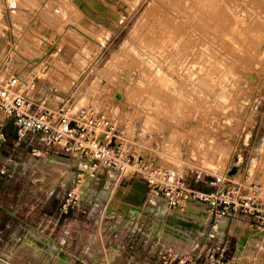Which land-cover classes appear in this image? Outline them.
<instances>
[{
  "label": "rangeland",
  "instance_id": "rangeland-1",
  "mask_svg": "<svg viewBox=\"0 0 264 264\" xmlns=\"http://www.w3.org/2000/svg\"><path fill=\"white\" fill-rule=\"evenodd\" d=\"M162 1H0V63H5L6 73L31 72L29 75L35 78V96H45L49 107L64 104L74 110L88 104L98 106L116 120L132 143L136 165L122 173L110 198L106 195L104 199H97L100 208L106 204L108 208H122L117 200L132 205L141 200L140 191L126 194L120 189L127 191V176L134 169L139 170L140 165L165 170L200 191L218 187L223 174L228 171L229 175L233 166L237 168L235 174L227 175L224 183L245 186L249 182L264 183V0ZM213 1L217 2V7L213 6ZM171 3L174 7L178 5L182 13L176 8L175 11ZM218 5L221 6L218 8ZM185 8L189 9L184 14ZM216 12L223 19L225 15V21ZM85 13L90 17L83 16ZM144 17L148 20L142 23ZM163 18L168 21L166 24L173 19L179 26L172 27L174 24L170 22L172 29L168 31ZM231 22L239 25L234 28ZM70 23L85 32L89 39L69 27ZM230 25L234 30L226 28ZM154 27L156 30L159 27L156 34ZM198 28L201 33L197 32ZM182 29L188 30L182 35ZM219 29H223V33ZM230 31L240 35L230 34ZM170 40L176 46L168 45ZM38 58L43 61L40 66L35 62ZM158 74L163 75L161 80ZM50 95L54 97L48 99ZM62 163L66 164L64 160ZM64 164L59 167L39 165L31 177L32 191L46 195L54 188L56 201L61 204L75 181V174L72 177L68 170L70 165ZM103 185L104 178L96 186L91 183L87 186L99 196ZM203 215V210L171 213L165 222L175 221L181 226L179 233L196 239L198 236L193 233L203 226ZM211 225L212 221L205 223L202 231H207ZM218 240H214L215 243ZM222 240H228L229 245L222 257H230L235 251L234 238L225 236ZM174 244L180 251L188 249L181 243ZM249 258L261 263L263 256L258 260Z\"/></svg>",
  "mask_w": 264,
  "mask_h": 264
},
{
  "label": "crops",
  "instance_id": "crops-1",
  "mask_svg": "<svg viewBox=\"0 0 264 264\" xmlns=\"http://www.w3.org/2000/svg\"><path fill=\"white\" fill-rule=\"evenodd\" d=\"M83 16L88 18L90 14L85 13ZM42 96L40 94L37 98ZM6 123V118L0 111V124L6 126L9 137L8 144L3 146L0 154V168L4 167L6 171L5 175L0 176V259L3 261L11 264H163L159 257L167 250L189 254L202 243L203 236L209 230L204 232L202 227L211 219L206 208L198 203L189 204L184 210L177 211L169 209L163 198L146 195L144 207L149 208L147 213L137 214L133 218L129 210L123 208L121 201L117 200L122 208H110L122 212L123 216L103 214L107 204L100 208L97 199H102L103 195L110 198L118 181V175L108 170L102 171L87 183L96 186L104 178L101 191L103 195L98 196L90 187L82 194V199L74 210L68 214H60V203L56 201L57 197L52 191L54 188L46 195L40 191H32L34 184L31 177L39 165L59 167L64 164L63 160L66 162L64 165H70L68 170L74 177L78 165L62 158L30 156V146L27 143L18 147L13 144L15 129ZM120 189L126 194L136 193L129 184L126 192L124 188ZM197 210H203L204 215L201 221L203 226L193 233L198 236L196 239L179 233L181 226L175 221L160 223V212H164L168 218L171 213ZM223 230L226 237L234 238V257L255 254L254 235L244 221L225 220L220 231ZM33 238L43 241L49 248L60 250L67 258L60 260L58 256L50 255L34 244ZM174 243H181L188 249L180 251ZM222 243L226 245L228 240ZM210 244L208 250L214 249L216 243ZM217 253V257H222L225 251L219 249ZM106 257H109V262ZM261 261L264 264V255Z\"/></svg>",
  "mask_w": 264,
  "mask_h": 264
},
{
  "label": "built area",
  "instance_id": "built-area-1",
  "mask_svg": "<svg viewBox=\"0 0 264 264\" xmlns=\"http://www.w3.org/2000/svg\"><path fill=\"white\" fill-rule=\"evenodd\" d=\"M6 72L5 63L1 62L0 111L6 118V125L15 129L13 144L18 147L27 143L30 154L36 158L65 156L68 163L78 165L74 171V186L58 207L60 214L74 210L85 192L87 183L79 172L81 164L87 168L88 180L104 170L115 172L119 178L128 167L136 165L132 143L126 139L116 120L98 106L88 104L74 110L67 109L64 104L49 107L45 96H35V78L29 75L31 72ZM8 141L6 126L0 124V154ZM138 169L129 173L127 185H132L135 179L143 182L147 187L145 200L146 195L163 198L169 209L177 211L198 203L206 208L212 221L195 251L179 254L168 250L160 257L163 264H261L249 257L258 260L264 255V183L226 184L227 171L218 187L200 191L188 187L165 170L142 165ZM5 174V168L1 167L0 176ZM220 219L244 221L254 235L255 254L217 257L219 249L225 252L229 249L228 244L222 243L225 230L219 229ZM217 238L214 249L208 250V244Z\"/></svg>",
  "mask_w": 264,
  "mask_h": 264
},
{
  "label": "bare ground",
  "instance_id": "bare-ground-1",
  "mask_svg": "<svg viewBox=\"0 0 264 264\" xmlns=\"http://www.w3.org/2000/svg\"><path fill=\"white\" fill-rule=\"evenodd\" d=\"M159 1H162V0H159ZM175 1H176V0H175ZM188 1H190V0H188ZM191 1H192V0H191ZM199 1H200V0H199ZM208 1H209V0H208ZM215 1H217V0H215ZM218 1H219V0H218ZM227 1H228V0H227ZM227 1H226V2H227ZM243 1H244V0H243ZM243 1H242V2H243ZM252 1H253V0H252ZM259 1H260V0H259ZM261 1H263V0H261ZM261 1H260V2H261ZM162 2H163V1H162ZM168 2H169V1H168ZM173 2H174V1H173ZM179 2H180V1H179ZM195 2H197V1H195ZM195 2H194V3H195ZM213 2H214V1H213ZM224 2H225V1H224ZM228 2H230V1H228ZM233 2H234V0H233ZM238 2H239V1H238ZM247 2H248V1H246V3H247ZM250 2H251V0H250ZM160 3H161V2H160ZM177 3H178V2H177ZM177 3H176V4H177ZM187 3H188V2H187ZM187 3H186V4H187ZM190 3H191V2H190ZM200 3H201V1H200ZM200 3H199V4H200ZM207 3H208V2H207ZM214 3H215V2H214ZM219 3H222V2H219ZM219 3H218V4H219ZM171 4H172V3H171ZM181 4H182V3H181ZM181 4H180V5H181ZM191 4H192V3H191ZM205 4H206V2H205ZM209 4H210V3H209ZM209 4H208V5H209ZM212 4H213V3H212ZM215 4H216V5H215ZM215 4H214L213 6H216V7H217V2H216ZM229 4H230V3H229ZM229 4L227 5L228 7L230 6ZM238 4H240V3H238ZM238 4L236 3V5H238ZM247 4H248V6H249V2H248ZM247 4H246V5H247ZM261 4H262V3H261ZM163 5H164V4H163ZM165 5H166V4H165ZM173 5H174V4H172V6H173ZM187 5H188V4H187ZM189 5H190V4H189ZM196 5H198V3H197ZM221 5H222V4H221ZM221 5H218V8H219V6H221ZM232 5H233V4H232ZM232 5H231V6H232ZM234 5H235V4H234ZM151 6H152V5H151ZM168 6H169V5H168ZM168 6H167V8H168ZM177 6H178V5H176V7L173 6V7H174V10H175V8L177 9ZM198 6H200V5H198ZM198 6H197V8H198ZM242 6H243V5H242ZM154 7H156V6H154ZM158 7H159V10H161V9H160L161 6H158ZM178 7H179V6H178ZM181 7H182V6H181ZM184 7H185V6H183L182 8H184ZM191 7H193V6H191ZM195 7H196V6H195ZM202 7H203V6H202ZM204 7H205V6H204ZM225 7H226V6H225ZM228 7H227V8H228ZM234 7H235V6H234ZM151 8H153V7H151ZM151 8H150V10H151ZM162 8H163V7H162ZM164 8H165V7H164ZM199 8H200V7H199ZM199 8H198V9H199ZM208 8L210 9V7H208ZM212 8H214V7H212ZM218 8H217V9H218ZM232 8H233V6H232ZM236 8H237V7H236ZM241 8H242V7H241ZM244 8H245V7H244ZM244 8H243V9H244ZM156 9H157V8H156ZM169 9H170V8H169ZM188 9H189V8H188ZM188 9H187V10H188ZM223 9H224V8H223ZM229 9H230V7H229ZM239 9H240V8H239ZM243 9H242V10H243ZM248 9H249V8H248ZM153 10H154V8H153ZM153 10H152V11H153ZM171 10H172V9H171ZM178 10H179V11H178ZM182 10H183V9H182ZM187 10H186V8H185V12L183 11V13L185 14V13L187 12ZM195 10H196V9H195ZM195 10H194V11H195ZM200 10H201V9H200ZM204 10H205V9H204ZM221 10H222V9H221ZM221 10H219V11H221ZM225 10H226V9H225ZM230 10H231V9H230ZM161 11H162V10H161ZM175 11H176V10H175ZM190 11H191V10H190ZM206 11H207V10H206ZM210 11H212L211 13H213V10H210ZM227 11H228V10H227ZM234 11H235V10H234ZM238 11H239V10H238ZM240 11H241V10H240ZM163 12H165V11H163ZM172 12H173V11H172ZM177 12H181L180 9H177ZM188 12H189V11H188ZM191 12H193V11H191ZM195 12H196V14H197L198 11H195ZM202 12H203V11H202ZM202 12H201V13H202ZM228 12H230V11H228ZM228 12H227V13H228ZM232 12H233V11H232ZM244 12H245V11H244ZM149 13H150V12H149ZM149 13H148V14H149ZM151 13H152V12H151ZM154 13H155V15H156L158 12H157V13L154 12ZM154 13H153V14H154ZM161 13H162V12H160L159 14L161 15ZM169 13H170V12H169ZM181 13H182V12H181ZM181 13H179V14L181 15ZM199 13H200V12H199ZM203 13H205V12H203ZM208 13H209V12H208ZM214 13H215V12H214ZM222 13L224 14V11H223ZM222 13H221V15L223 16ZM225 13H226V12H225ZM234 13H235V12H234ZM166 14H167V13H166ZM166 14H165V15H166ZM177 14H178V13H176V16H177ZM184 14H182V15H184ZM209 14H210V13H209ZM216 14H217V12H216ZM216 14H215V16H216ZM218 14H219V13H218ZM218 14H217V15H218ZM146 15H147V14H146ZM165 15H164V16H165ZM169 15H170V14H169ZM188 15H191V14H188ZM200 15H201V14H200ZM200 15H199V17L202 18V16H200ZM202 15H204V14H202ZM205 15H206V14H205ZM211 15H213V14H211ZM227 15H228V14H226V16H227ZM232 15H233V14H232ZM232 15H231V16H232ZM237 15L239 16L240 13L237 14ZM237 15H236V16H237ZM144 16H145V15H144ZM152 16H153V15H152ZM166 16H167V15H166ZM178 16H179V15H178ZM196 16H197V15H196ZM207 16H208V15H207ZM231 16H230L229 18H231ZM242 16H243V15H242ZM147 17H148V15H147ZM147 17H144L145 21L142 22V23H145V22H146ZM154 17H155V16H154ZM170 17H171V16H170ZM192 17H193V16H192ZM194 17H195V15H194ZM197 17H198V16H197ZM218 17H219V15H218ZM227 17H228V16H227ZM232 17H233V16H232ZM148 18H149V17H148ZM152 18H153V17H152ZM165 18H169V17H165ZM174 18H175V17H174ZM178 18H179V17H178ZM178 18H177V19H178ZM180 18H181V17H180ZM184 18H185V17H184ZM186 18H189V17H186ZM195 18H196V17H195ZM211 18H212V17H211ZM216 18H217V16H216ZM216 18H215V19H216ZM219 18L223 19L222 17H219ZM229 18H228V19H229ZM235 18H236V17H235ZM150 19H151V18H150ZM153 19H155V18H153ZM163 19H164V18H163ZM196 19H197V18H196ZM196 19H195V21H196ZM203 19H204V18H203ZM225 19H226V17H225V15H224V19H223V20L225 21ZM228 19H227L226 21H228ZM233 19H234V18H233ZM239 19H240V18H239ZM241 19H242V18H241ZM147 20H148V19H147ZM156 20H157V19H156ZM160 20H161V19H160ZM167 20H168V19H167ZM169 20H170V19H169ZM172 20H173V19H172ZM172 20H170V22H172ZM181 20H182V19H181ZM191 20H192V19H191ZM198 20H199V19H198ZM210 20H211V19H210ZM218 20H219V19H218ZM218 20H217V21H218ZM223 20H221V21H223ZM231 20H232V19H231ZM236 20H238V18H236ZM162 21H163V20H162ZM164 21H165V19H164ZM187 21H188V20H187ZM187 21H186V24H187ZM195 21H194V25H196ZM212 21H214V20H212ZM233 21H234V20H233ZM241 21H242V20H241ZM166 22H168V21H165V24H166ZM170 22H169V25L171 24ZM189 22H190V21H189ZM192 22H193V21H192ZM237 22H238V21H237ZM154 23H155V22H154ZM157 23H159V20L157 21ZM184 23H185V22H184ZM197 23H199V22H197ZM214 23H215V22H214ZM217 23L219 24V22H217ZM224 23H225V22H224ZM148 24H149V23H148ZM173 24H174V21L172 22V25H173ZM177 24H178V25H177ZM182 24H183V23H182ZM182 24H180V25H182ZM225 24H226V23H225ZM228 24H229V23H228ZM231 24H232V22H231ZM144 25H145V24H144ZM149 25H150V24H149ZM166 25H168V24H166ZM169 25L167 26V29H166V30H168V31H170V29H172V27H175V25H177V27H178V26H179V23H178V21H177V23L174 24V26H172L171 28H170L171 25H170V26H169ZM198 25H199V24H198ZM221 25H222V27H223L224 24L221 23ZM234 25H237L236 22L234 23ZM234 25L232 24L233 27H234ZM238 25H239V24H238ZM238 25H237V26H238ZM258 25H259V24H258ZM141 26H142V25H141ZM141 26H140V27H141ZM147 26H148V25H147ZM153 26H154V25H153ZM218 26H219V25H218ZM218 26H217V27H218ZM232 26L230 25V26H227L226 28L229 30V27L231 28ZM69 27L74 28L76 31L80 32L81 34H83L84 36H86V37L89 39V37L86 35V33L83 32L79 27H76V26L72 25L71 23H70ZM161 27H162V25L160 26V28H161ZM187 27H188V26H187ZM190 27H191V26H190ZM193 27H194V26H193ZM193 27H192V28H193ZM195 27H196V26H195ZM199 27H200V26H199ZM211 27H212V26H211ZM217 27H215V28H217ZM224 27H225V25H224ZM224 27H223V29H224ZM233 27L231 28L232 30H234V28H237L236 26H235L234 28H233ZM260 27H261V26H260ZM262 27H263V26H262ZM143 28H144V27H143ZM147 28H148V27H146V29H147ZM156 28L159 29V27H156ZM169 28H170V29H169ZM182 28H184L183 25H182ZM206 28H207V27H206ZM219 28H221V26H219ZM154 29H155V27H154ZM158 29H157V30H158ZM180 29H181V28L179 27V28L177 29V31L179 32ZM198 29H199V30H197V32L200 31V28H198ZM207 29H208V28H207ZM223 29H222V30L219 29V30H221V32L223 33ZM155 30H156V29H155ZM157 30L154 32V34H156ZM174 30H175V29H174ZM182 30H183V29H182ZM185 30L187 31L188 29H185ZM185 30H183V32H181L182 35H183V33H184ZM191 30H192V29H191ZM219 30H218V31H219ZM225 30H226V29H225ZM225 30H224V31H225ZM236 30L239 32L238 29H236ZM245 30H246V29H245ZM245 30H244V31H245ZM148 31H149V30H148ZM152 31H153V30H152ZM158 31H159V30H158ZM214 31H215V30H214ZM216 31H217V30H216ZM216 31H215V32H216ZM244 31H243V32H244ZM143 32H145V31H143ZM163 32H164V30L162 31V33H163ZM165 32H166V31H165ZM201 32H202V31H200V33H201ZM221 32H219V33H220L219 35H224V36L226 35V34H221ZM226 32H227V31H226ZM233 32H235V31H230V34L233 33ZM238 32H235V33H238ZM158 33H159V32H158ZM172 33H173V32H172ZM181 33H179V35H180ZM190 33H191V32H190ZM240 33H241V32H240ZM142 34H143V33H142ZM144 34H146V33H144ZM154 34H153V35H154ZM159 34H160V33H159ZM164 34H166V33H164ZM176 34H177V33H176ZM188 34H189V33H188ZM193 34H194V33H193ZM195 34H196V33H195ZM227 34H228V33H227ZM238 34H239V33H238ZM160 35H161V34H160ZM168 35H169V34H168ZM168 35H166V37H167ZM172 35H173V34H172ZM191 35H192V34H190V37H191ZM239 35H240V34H239ZM261 35H262V34H261ZM263 35H264V34H263ZM142 36H143V35H142ZM147 36H149V33H148ZM162 36H163V35H162ZM170 36H171V35H170ZM173 36H174V35H173ZM173 36H171L172 39H173ZM177 36H178V35H177ZM180 36H181V35H180ZM188 36H189V35H188ZM192 36H194V35H192ZM224 36H223V37H224ZM252 36H253V35H252ZM150 37H151V34H150V36H149V39H150ZM154 37H157V36H154ZM159 37H161V36H159ZM163 37H164V36H163ZM168 37H169V36H168ZM168 37H167V39H168ZM230 37H231V35H230ZM237 37H238V36H237ZM258 37H260V36H258ZM258 37H257V38H258ZM262 37H264V36H262ZM177 38H180V37L178 36ZM192 38H193V37H192ZM253 38H254V37H253ZM151 39H152V37H151ZM154 39H155V38H154ZM174 39L176 40V38H174ZM180 39H181V38H180ZM195 39H196V38H195ZM230 39H231V38H230ZM163 40H164V38H163ZM163 40H162L161 44L163 43ZM175 40H174V42H175ZM178 40H179V39H178ZM178 40H177V41H178ZM231 40H232V39H231ZM144 41H145V39H144ZM149 41H150V40H149ZM187 41H188V40H187ZM245 41H246V39H245ZM153 42H154V41H153ZM165 42L167 43V41H165ZM170 42H171V40H170ZM170 42H168V45H169V44H172V42H171V43H170ZM188 42H189V41H188ZM230 42H231V41H230ZM261 42H262V41H261ZM146 43H148V42H146ZM155 43H156V42H154L153 44H155ZM176 43H177V42H176ZM184 43H185V42H184ZM189 43H190V42H189ZM236 43H238V42H236ZM255 43H256V42H255ZM149 44H150V43H149ZM153 44L151 43V45L154 47L155 45H153ZM163 44H164V43H163ZM163 44H162V47L160 46L161 49L163 48ZM215 44H216V43H215ZM231 44H232V43H231ZM253 44H254V43H253ZM258 44H259V43H258ZM263 44H264V43H263ZM151 45H150V46H151ZM157 45H159V44H156V46H157ZM166 45H167V44H166ZM172 45H175V44H172ZM190 45H191V44H190ZM190 45H189V48H190ZM247 45H248V44H247ZM175 46H176V45H175ZM157 47H159V46H157ZM157 47H155V48H157ZM166 47L168 48V46H166ZM187 47H188V46H187ZM155 48H153V49H155ZM164 48H165V47H164ZM253 48H254V46H253ZM173 49H174V47H173ZM184 49H185V48H184ZM256 49H257V48H256ZM165 50H167V49H165ZM176 50H177V49H176ZM255 51H256V50H255ZM156 52H157V51H156ZM165 52H166V51H165ZM249 52H250V51H249ZM199 53H200V51H199ZM164 54H165V53H164ZM164 54H162V55H164ZM167 54H168V53H167ZM200 54H201V53H200ZM256 54H258V53H256ZM256 54H255V55H256ZM176 55H177V54H176ZM164 56H165V55H164ZM171 56H172V55H171ZM251 57H252V56H251ZM160 58H161V57H160ZM200 59H201V58H200ZM249 59H250V58H249ZM174 61H176V60L174 59ZM251 61H252V60H251ZM35 62H36V65H38V66L42 65V63H43V61H42L41 59H39V58L36 59ZM164 62H165V61H164ZM164 62H163V63H164ZM159 63H160V62H159ZM251 63H252V62H251ZM208 67H209V66H208ZM210 67H211V69H214L213 66L210 65ZM212 67H213V68H212ZM215 67H216V66H215ZM217 67H218V66H217ZM217 67H216L215 69H217ZM219 67H220V66H219ZM206 69H207V68H206ZM211 69H210V70H211ZM208 70H209V68H208ZM210 70L208 71L209 73H210ZM205 71H206V70H205ZM213 71H214V70H213ZM221 72H222V70H221ZM206 74H208V73L206 72ZM158 75L160 76V74H158ZM159 76H156V77L159 78ZM162 76H163V75H162ZM162 76H160V79H159V80H161V77H162ZM224 76H225V75H224ZM168 78H169V77H168ZM215 78H216V77H215ZM209 79H210V78H209ZM165 80H166V79H165ZM217 80H218V79H217ZM219 80H221V77H219ZM204 81H205V80H204ZM208 81H209V80H208ZM215 81H216V80H215ZM223 82H224V81H223ZM209 83H210V82H209ZM215 83H216V82H215ZM216 84H217V83H216ZM218 84H219V83H218ZM209 86H210V85H209ZM222 87H223V86H222ZM159 88H160V87H159ZM156 90H157V88H156ZM222 90H223V89H222ZM153 91H154V90H153ZM158 91H159V90H158ZM158 91H157V92H158ZM153 94H154V93H153ZM157 96H159V95H157ZM218 96H219V95H218ZM53 97H54L53 95H50V96H48V99H52ZM83 97H84V96H83ZM231 157H232V156H231ZM230 159H231V158H230ZM230 159H229V160H230ZM227 166H228V165H227ZM233 167H234V166H233ZM128 168H130V167H128ZM86 169H87L86 166H85L84 164H81V165H80V168H79V172H80L81 174H83V176H85ZM84 178H85L84 180L86 181V183L90 182L88 179H86V177H84ZM132 189H133V190L140 191L141 194H142V196H143V197H142V200L144 199V197H145V193H146V192H145V186H144V183H143V182L136 181V182L132 185ZM142 200L139 201L138 203H136V205L140 204V203L142 202ZM206 211H207V210H206ZM207 213H208V212H207ZM208 215H209V214H208ZM219 221H220V222H219V229H222V226H223V223L225 222V220H224V219H220ZM67 264H70V263H67Z\"/></svg>",
  "mask_w": 264,
  "mask_h": 264
},
{
  "label": "water",
  "instance_id": "water-1",
  "mask_svg": "<svg viewBox=\"0 0 264 264\" xmlns=\"http://www.w3.org/2000/svg\"><path fill=\"white\" fill-rule=\"evenodd\" d=\"M58 158H62V159H65V160L68 159V158L65 157V156H58ZM236 169H237L236 167H233V168H232L231 172L229 173V176H230V177H231L233 174H235ZM84 177H86V178L88 177L87 172H85V176H84ZM136 181H139V180H136V179H135L133 182L135 183ZM90 182H91V180H90ZM140 182H141V181H140ZM144 186H145V192H147V187H146L145 184H144ZM84 190L87 191V190H88V187H86ZM103 198H105L104 195H103ZM81 199H82V197H81ZM122 201H123V200H122ZM128 204H129V205H128ZM144 204H145V198H144V199L142 200V202H141L140 204H138V205H132V204H130V203H127V202H124V201H123L122 206L129 210V212H130V216H131V217L135 218V216H136L137 214L141 215V214H144V213L149 212V208L144 207V206H145ZM104 212H105L106 215H108V214H118V215H122V212H120V211H118V210H113V209L108 208V207L105 208V211H104ZM122 216H123V215H122ZM159 217H160V223L163 224V223L165 222L167 216L165 215L164 212H160V213H159ZM124 218H125V219H126V218L128 219V217H124ZM32 241H33L34 244L38 245L39 247H42V248H43L45 251H47L50 255L58 256V258H59L60 260H65V259L67 258L66 255H65L63 252H61L60 250H59V251H56V250H54V249H52V248H49L47 244L43 243V241L37 240V239H35V238H33ZM0 264H11V263L6 262V261H3L2 259H0ZM77 264H80V263H77Z\"/></svg>",
  "mask_w": 264,
  "mask_h": 264
}]
</instances>
